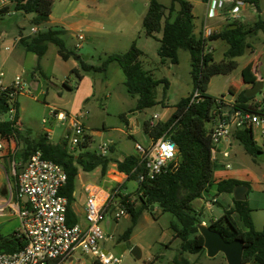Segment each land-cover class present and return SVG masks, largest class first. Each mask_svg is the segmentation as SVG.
I'll return each mask as SVG.
<instances>
[{
	"label": "rangeland",
	"instance_id": "obj_1",
	"mask_svg": "<svg viewBox=\"0 0 264 264\" xmlns=\"http://www.w3.org/2000/svg\"><path fill=\"white\" fill-rule=\"evenodd\" d=\"M78 1L91 14L88 19L99 20L101 30L99 32L78 31L85 40L80 42L81 47L75 48V34L64 32L63 39L69 50L78 54L83 62L90 66L99 67L108 55L124 53L129 48L130 35L134 36L139 46H144L145 53L142 64L145 70L152 74L156 80L165 79L168 89L163 93V84L156 87L157 101H163L155 106L136 111L137 96L127 93L124 86V75L120 67L111 62L105 71L84 72L78 62L69 58L62 61L57 54V48L53 44L47 45V51L42 60L37 63V57L25 51L17 42L21 36L32 35L31 29L43 32L54 27L52 23H43L39 26L31 24L32 14H24L10 8L8 12H0V72L7 81L21 77L22 90L16 97L18 114L17 122L20 129L29 135L30 140L40 135L48 134L51 142L58 143L68 135V126L64 121H59L52 114L62 112L66 115L79 117L87 135H91L88 151L99 152V147L112 141L115 151L112 158L119 159L122 156L135 152V145L149 147L151 140L143 130V121L153 120V115L159 119H165L174 106L192 92L190 77V56L187 51L178 53L179 63L172 65L167 62L160 64L156 48L158 45L152 39L143 36L142 14L147 10L149 0H53L51 21L65 18L72 21L75 18L66 16V7ZM164 6L170 5V0H158ZM195 2L197 0H187ZM204 6L196 4L194 13L200 18L205 17L208 28L231 24L224 17L211 18ZM259 19L264 20V0L259 1V10L247 8L238 13L239 22L244 27H249ZM200 27V21L195 22ZM77 34V33H76ZM74 35V36H73ZM139 35V36H138ZM139 37V38H138ZM214 49V58L218 62L224 57L225 43L222 40L210 41ZM244 54L235 59L237 67L227 75H216L210 79L207 95L214 99H223L225 103L232 104L235 97L249 87L245 88L242 81V69L251 64L252 71L261 82V90L254 96L261 109L264 110V35L261 31L249 34L246 37ZM11 49V50H10ZM8 56L6 60L5 57ZM76 69V73H71ZM232 89L236 96L231 97ZM122 116L133 118V124L126 127ZM217 115H214L216 118ZM9 115L4 114L3 119L8 120ZM139 119V125L136 120ZM156 121V120H153ZM213 122L206 123V128L212 127ZM233 133V132H232ZM253 139L261 147L263 153L254 156L245 152L243 146L231 134L227 142L221 141L216 152L213 185L203 194L202 198L195 199L191 207L198 213V218L205 224L219 218L223 210L227 208L225 192H218L216 182L223 179H234L245 183L248 193L247 201L252 211V218L257 231H261L264 225V135H261L256 127H252ZM1 140V137H0ZM2 141V140H1ZM20 147L17 149L19 152ZM77 152L80 149H76ZM82 151V150H81ZM8 171L0 169V192L3 188L14 186L13 167L19 163L14 162L10 156L0 161ZM100 172L85 173L80 170L76 178V187L81 185L100 184ZM134 181L126 182V191H135ZM129 192V199L134 207H138V200ZM215 198L217 203H213ZM119 210L118 204L108 209L102 221L103 231L111 237L106 243L107 250L116 258L118 264H168L178 256L179 240L169 243L170 223L175 219L169 213H162L161 209L154 205L153 209L143 211L132 227L131 215L125 213L118 219H114L115 211ZM237 219V218H236ZM238 221V219H237ZM132 227L127 240L122 239L124 232ZM243 230L245 228L241 227ZM15 230H20V222L16 214L11 213L8 207H4L0 214V233L7 236ZM138 248L141 252L136 259L131 251ZM191 264H226L221 253L213 258H208L205 252L199 254H184ZM85 264H92V257H83Z\"/></svg>",
	"mask_w": 264,
	"mask_h": 264
},
{
	"label": "trees",
	"instance_id": "obj_2",
	"mask_svg": "<svg viewBox=\"0 0 264 264\" xmlns=\"http://www.w3.org/2000/svg\"><path fill=\"white\" fill-rule=\"evenodd\" d=\"M15 11L32 14L31 24L39 26L49 20L53 0H10ZM206 3L208 0H199ZM254 9L259 10L260 0H243ZM176 6L178 7L176 9ZM3 12V11H0ZM192 4L187 0H170V5L164 6L158 0H149L147 10L142 19L143 33L148 38L159 42L157 55L160 64L169 62L178 64V52L187 51L190 56V77L192 80V92L182 98L175 106L171 116L166 121L146 120L143 122V130L150 140H156L165 135L177 146V158L175 167L157 175L154 179L139 181L143 168L139 164L137 155L125 156L121 161H114L116 170L127 176V181H134L136 189L131 193L138 200V207L133 204L125 205L127 213L131 215L132 227L140 214L157 205L162 213H169L174 217L170 223L173 231L172 241L179 240L178 256L173 259L177 264H191L184 254H199L205 252L203 237L196 227L202 223L198 213L191 207L192 201L202 198L213 185L214 161L211 159L212 142L210 128L206 123L212 122L214 115H231L236 111L256 112L257 105L253 103L254 97L247 98L241 91L232 104H227L223 99H214L207 95L206 91L210 79L216 75H227L237 67L236 58L244 54L247 46L246 37L249 34L261 31L264 35V20L259 19L249 27H244L239 22H233L224 30L213 33L209 41L222 40L228 49L221 61L216 62L213 53L205 50V41L200 35L194 33ZM236 26L235 28H230ZM161 37L157 38L156 34ZM64 31L60 28H49L46 31L21 36L18 43L26 52L36 55L39 61L47 51V45L53 44L57 48V54L62 61L73 57L84 72L105 71L107 65L115 62L123 72L124 86L131 96H137L136 111H142L155 106L163 101H157L156 87L163 84V93L168 89L165 79L156 80L152 74L143 68V53L133 42L124 53L108 55L99 67H94L83 62L81 57L69 50L63 39ZM71 73L76 69H72ZM242 81L245 85H252L257 81L252 65L245 66L241 71ZM194 92L198 93L195 100L191 101ZM234 95L232 89L229 90ZM7 93L0 92V137H12L20 145V150L9 155L15 165V175L26 163L29 156L39 151L44 159L51 160L60 165L65 174L66 182L59 194L67 200L66 224H76V218L69 205L73 201L74 184L78 169L83 172H91L99 167L101 175H104L112 159L102 156L96 151H88L87 147L91 137L86 136L84 143L78 146L79 152H70L67 148L66 138L58 143L51 142L47 135H40L30 140L29 135L21 129L14 127V123L4 120L3 115L10 109V101ZM14 106L17 121L18 107L15 100ZM230 107V109H229ZM264 113V110L261 109ZM125 121V116L121 117ZM234 138L243 146L249 155L263 153L253 139L251 127H245L233 131ZM82 150V151H81ZM113 151V148L110 149ZM5 171L8 168L4 165ZM15 181V176H12ZM237 185L246 184L234 179H223L216 183L218 192L232 193ZM16 194V189L14 188ZM129 196V195H128ZM127 196V197H128ZM126 197V198H127ZM152 210V209H151ZM252 209L248 201H233V207L225 210L221 217L212 220L208 227L218 232L225 241L230 242L240 239L244 242L242 264H264V225L261 231L254 228ZM238 221H237V219ZM132 227L122 235L127 240ZM241 227L245 228L243 230ZM24 236L13 231L7 236L0 233V253H14L25 246ZM93 264H100L93 260Z\"/></svg>",
	"mask_w": 264,
	"mask_h": 264
},
{
	"label": "built area",
	"instance_id": "obj_3",
	"mask_svg": "<svg viewBox=\"0 0 264 264\" xmlns=\"http://www.w3.org/2000/svg\"><path fill=\"white\" fill-rule=\"evenodd\" d=\"M206 5L211 15L224 17L231 22L238 19V13L252 7L243 0H208ZM10 8H13L10 0H0V11L8 12ZM36 32L35 28L31 29L32 34ZM213 33V30L204 23L201 38L204 41L209 40ZM82 40L83 36L78 35L77 41L80 43ZM79 45L77 44L76 47ZM3 79L4 74L0 73V92L7 93L10 99L7 121L13 122L14 127L20 129L19 123L14 119L16 114L14 102L22 90L21 77L16 76L10 84H5ZM197 96L198 93L194 92L191 101ZM253 103L257 105L256 112L236 111L231 115H217L212 119L213 125L210 128L212 161L216 159V146L227 139L233 131L256 127L261 135H264V113L261 112V106L257 101ZM52 114L68 126L67 148L72 153L76 152L87 136L80 118L56 111ZM152 119L156 120L157 117L153 116ZM1 140L0 152L4 149L3 144L7 142L13 143V147L8 151L11 155L15 153V147L20 146L12 137H2ZM110 146L111 142L103 143L98 153L106 156ZM135 153L143 168L139 181H144L154 179L157 175L175 167L177 146L163 135L151 140L147 148L136 144ZM13 176H15L13 188L7 187L6 194L0 195V214L3 213L4 207H8L11 213L18 216L20 222L18 232L24 236L26 243L22 249L14 253H0V264H70L71 257L77 252L91 255L100 264L120 262V259L114 257L103 246L111 237L103 231L101 224L111 206L118 204L119 210L114 214V219H118L127 212L125 205L120 202L133 204L129 194L121 192V187L109 191L105 194V198L101 197L97 188L88 187L85 225H67V200L59 194L66 182V174L60 165L44 159L39 151H35L17 175L13 167ZM21 198H26V203H22ZM212 202L215 200L212 199Z\"/></svg>",
	"mask_w": 264,
	"mask_h": 264
},
{
	"label": "crops",
	"instance_id": "obj_4",
	"mask_svg": "<svg viewBox=\"0 0 264 264\" xmlns=\"http://www.w3.org/2000/svg\"><path fill=\"white\" fill-rule=\"evenodd\" d=\"M190 3L192 4V15L194 17L193 24L196 21L197 22L200 21V24H201L200 27H198L196 24H194V33H195L196 36H198V35H201V33H202V28H203V25L205 23V17L202 16V18H201V16H200V18H199V16L194 13V9H195L196 4H202L205 7L204 8L205 14L207 12L208 16H210L211 18H218V16L211 15V13L207 9L206 3H203V2H201L199 0H197L195 2H190ZM177 8L178 7L176 6V9ZM251 8H253V7H251ZM65 11H66V16H69V18H75V19H72V21H69V20H66L65 18H63V19L61 18V19H58L56 21H51V17H52V10H51V14H50L49 20L47 22L48 23L50 22V23H52V25H54V27H52V28H60L64 32H66V31L67 32H71V33L75 34V39L76 40H77V36H78V31L83 30V31H86L87 33H90V32H99L101 30V22L99 20L88 19L87 17L91 14V11L89 9H85V7L81 6L78 1H75L72 4H69L66 7ZM145 12L142 14V18L141 19H143V16H144ZM227 25H229V24L222 23V25H219V26H216V27H211V29L213 30L214 33H217V32H220V31L224 30ZM143 36H145L144 33H143ZM129 37H130V42H129L128 45L130 47V45L133 42H135V38H134V36H131V35ZM156 37L160 38L161 34L160 33L156 34ZM146 38L154 40L156 42V44L159 46V42L156 39L148 38V37H146ZM18 40H19V38H17V42H18ZM84 40H85V38L83 37V40L81 42H83ZM214 41H217V40H214ZM77 44H80V43H76V45ZM76 45H75L76 49H79L81 47V44L79 45V47H76ZM135 45L144 55V53L146 51V50H144V48H142L144 46H139L138 42H135ZM157 49H158V47L156 48V51H157ZM227 49H228V46L225 43V49L223 50V53H225V51ZM205 50L206 51H210L211 50V52L213 53V58H214V49H213V46L210 44L209 40L205 41ZM115 54H117V53H115ZM7 58H8V56H6L4 60H6ZM42 58L40 60H42ZM40 60H39V62H40ZM214 60H215V58H214ZM37 63H38V60H37ZM178 63H179V56H178ZM0 73H2V72H0ZM4 77H5V75H4ZM11 81L10 80L7 81V80L3 79V82L5 84H10ZM247 87H250V85H246L245 86V88H247ZM192 88H193V86H192ZM234 96H236V94L232 95L231 97H234ZM254 101H256V100L254 99ZM162 106H163V104H162ZM173 111H174V108L172 109L171 113L163 120L159 119L158 115H153V116L157 117L156 121H166L171 116ZM133 121H134L133 118H125L124 123H125L126 127L129 128L130 126H132ZM144 121H146V119ZM139 123H140V121H139V119H137L136 120V125H139ZM142 126H143V124H142ZM231 134L233 135V133H231ZM46 135H47L48 139L51 141L49 133L46 134ZM89 136L91 137V135H89ZM227 139L223 140V142L224 141L227 142ZM110 142H111L110 149L113 148V151L109 150V153L106 156L111 158L112 162L109 163V166H108V169H107L106 173L104 175H101L102 179H101L100 184H90V183L84 184L83 183L81 185V188L78 189L76 187V179H75L73 201L71 202L69 207H70L71 211L73 212V214H74V216L76 218V224H80L82 226L85 225V219H84L85 217L84 216H85V203H86V198H87L86 189L88 187L97 188L100 191L101 197H104V198H105V194H107L109 191H111L113 189L120 188V187H121V192L124 193V194L125 193H129V192H133V191L127 192L128 190L126 191L127 177H126L125 174L119 173L116 170V164L114 162V161H121L125 156H128V155L122 156L119 159L112 158V153L115 151V145H114V143L112 141H110ZM3 145H5V146H4V149L0 152V161L3 160V158H5L6 156L11 155L8 151H9V149H11L13 147V143L12 142H7V143H5ZM19 147H21V146H16L15 147L16 148L15 152L17 151V149ZM218 148H219V146L217 145L216 146V152H218V150H219ZM133 154L135 155L136 153L134 152ZM215 158H216V156H215ZM216 161H217V158L214 161V168L216 167V165H217V167L219 166L216 163ZM0 169H3V171L5 170L3 164H1V163H0ZM80 170L81 169H78V174H77L76 178L79 177ZM92 172L93 173L94 172L98 173V172H100V168L97 167L93 171L85 172V173H92ZM100 174H101V172H100ZM0 178H1V172H0ZM218 181H220V180H218ZM247 193H248V190L246 192V200H247ZM228 194L229 195L226 197L227 208L225 210L231 209L233 207V201H234L233 195H232V193H228ZM213 199L215 200V202H213V203H217L216 199L215 198H213ZM225 210H223V212ZM251 218H252V213H251ZM252 222H253V218H252ZM206 225L208 226V224H206ZM253 225H254V228L256 230L257 227L255 226L254 222H253ZM172 237H173V231L170 229V233L168 234L169 243L172 242ZM107 242L108 241H106L104 243V245H103L105 248H106L105 245H106ZM106 250H107V248H106ZM83 257H92V256L89 255V254H83V253L77 252L71 257L70 264H85V261H84ZM92 260H94L93 257H92ZM92 264H93V262H92ZM248 264H253V263H248Z\"/></svg>",
	"mask_w": 264,
	"mask_h": 264
},
{
	"label": "water",
	"instance_id": "obj_5",
	"mask_svg": "<svg viewBox=\"0 0 264 264\" xmlns=\"http://www.w3.org/2000/svg\"><path fill=\"white\" fill-rule=\"evenodd\" d=\"M232 26L230 28H235ZM261 82L256 81L250 85L248 89L244 91V95L247 98L254 97L261 90ZM230 109V107H229ZM247 187L243 185H237L232 190L233 199L235 201L246 200ZM6 194V189L3 188L0 192L1 196ZM22 203H26V198H21ZM153 209V206L151 207ZM199 234L203 237V248L208 258H213L221 253L225 259L226 264H242V257L244 251V242L240 239H234L233 241L227 242L223 237L216 231L211 230L207 225L199 223L196 225ZM131 254L139 259L141 252L138 248H133ZM168 264H177L173 261Z\"/></svg>",
	"mask_w": 264,
	"mask_h": 264
}]
</instances>
